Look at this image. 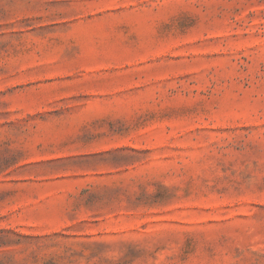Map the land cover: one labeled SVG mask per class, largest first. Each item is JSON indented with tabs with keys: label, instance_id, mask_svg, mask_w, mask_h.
<instances>
[{
	"label": "rangeland",
	"instance_id": "rangeland-1",
	"mask_svg": "<svg viewBox=\"0 0 264 264\" xmlns=\"http://www.w3.org/2000/svg\"><path fill=\"white\" fill-rule=\"evenodd\" d=\"M0 264H264V0H0Z\"/></svg>",
	"mask_w": 264,
	"mask_h": 264
}]
</instances>
